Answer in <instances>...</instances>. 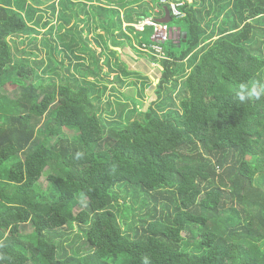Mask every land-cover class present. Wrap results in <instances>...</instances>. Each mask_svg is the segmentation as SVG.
Listing matches in <instances>:
<instances>
[{"label":"trees","instance_id":"trees-1","mask_svg":"<svg viewBox=\"0 0 264 264\" xmlns=\"http://www.w3.org/2000/svg\"><path fill=\"white\" fill-rule=\"evenodd\" d=\"M173 1L0 0V264H264V0H184L185 17L170 23L179 42L159 60L140 50L153 28L134 25ZM74 18L102 30L95 39L113 54L127 41L157 63L156 99L133 108L136 119L122 121L120 102L121 114L98 113L101 54L90 81L72 85L90 44L77 43L78 24L62 33ZM120 63L119 85L139 79ZM60 67L68 83L58 85ZM19 76L33 81L12 99ZM242 85L260 98L241 101ZM73 127L80 134L64 137ZM127 194L153 214L133 237L121 223L133 213L119 205Z\"/></svg>","mask_w":264,"mask_h":264},{"label":"rangeland","instance_id":"rangeland-1","mask_svg":"<svg viewBox=\"0 0 264 264\" xmlns=\"http://www.w3.org/2000/svg\"><path fill=\"white\" fill-rule=\"evenodd\" d=\"M188 2L192 3L193 0H189ZM80 8H81V6H79L78 9L80 10ZM158 11H160V10H158ZM49 17H50V15H49ZM84 18H86V16H84L83 14H80L79 19L83 20ZM76 22H77V20H76V18H74L73 23H71L70 25H66V27L62 33H65L67 30L71 29L74 25L78 24L79 27L77 25L78 29L75 30L77 41H78L77 43L79 44L80 47L82 46V44H84L83 41L80 40L81 35H82L83 38L88 37L90 39V44H88L87 48H85V53H83V56L85 59L84 64L87 67H82L79 70V72L76 73L77 78H78V84L73 83L72 85L74 87L82 86L84 83L83 81L86 80V77L89 78V81H90V77L87 75V72L89 71L88 69L95 70L96 64L94 62L93 57H96V55L101 54V56H99L98 58H100V67H102L103 70L101 73H99L98 78L94 77V80L92 79L93 82H95V84H96V92H93V95L95 96V98L99 97L101 99L100 100L101 103L97 104V105H100V107H97V111H98V113L103 115L102 117L105 120H108L109 119L108 118L109 110L115 111L116 115L122 113L121 107H119L117 105L120 102L121 106H125V105L128 106L127 109L122 108L125 116L123 115V118H121V119L124 123H126L130 117L135 116L132 114L133 108H135V109L140 108V110L145 111L149 107L151 102L156 99L155 88L159 84V81L161 78V72H160L158 66L155 65L153 61L149 60L146 57L141 59V55L139 54L141 52H138V51L134 52L133 49H135V46H133V47L129 46L127 41L122 48H119L117 50L118 54H113L112 51H114V50H110L109 49L110 46H108L107 48L104 46H99L97 40L95 39V36H98L99 34L105 35V33L102 30L98 29L97 32L94 30L93 33L88 34L87 31H84L83 24H79ZM51 23H54V25L56 26V25L60 24V21L57 22V18H55V20L54 21L52 20ZM173 26H177L175 22H173ZM55 31H56L55 33H57V29H55ZM172 32H173L172 38L175 39L176 41L177 40L179 41L178 35L180 33V30L173 29ZM152 34H153V32H152ZM118 35L120 36L121 33ZM149 36H150V34H147L146 38H145V42L148 44L151 43V39L149 38ZM99 39H101V38H99ZM120 39L122 40L123 38H120ZM120 39L118 41H121ZM58 41L59 40L56 41L53 39L52 43L56 44ZM134 45H135V43H134ZM58 46H63V45L59 44ZM165 47H168V45H166ZM22 48L23 47H20V49H22ZM62 53H64L67 56V55H69L70 51L64 49L63 52H58L57 54H58V56H60ZM76 53H78V52H76ZM55 54H56V52H55ZM145 54H147V53H145ZM132 58L136 59V61H133ZM58 59L60 60L62 58L58 57ZM106 61L107 62L110 61L112 68L113 67H115V68L110 69L108 67ZM120 61H123V64L125 63L126 65H128L129 70L131 72L140 74L139 79L144 77L142 79V81H138L133 76L129 80L125 81L123 86L119 85V82L114 80V79H116L115 76L119 75L120 77H123V73H125L123 70H121L119 68V67H121ZM69 63H70L69 60L66 58V64H69ZM74 66H76V65H74ZM63 70H64V68L60 67L59 68V74H60L59 77L55 76V80L58 83V85L68 83V82H66L65 78H62V75L64 74ZM72 72L74 73V70H72ZM68 73L69 72L67 71L65 73V75L68 76ZM106 73H109L108 74L109 76H106L105 75ZM32 81H33L32 77H30V78L26 77L25 79H23L22 76H19L16 80L12 81L11 84L7 87L8 88L7 89L8 90V96L11 97L12 99L15 98L16 91H14V89H13L15 84H19L21 86H26V85H29V83H31ZM145 82H147L148 85L152 84V86L148 89H145L146 92H144L143 95L140 96V93H141L140 92V88H141L140 85L142 84V86H143ZM131 83H138V85L130 86ZM105 86L107 87L106 90L104 89ZM132 100L136 101L133 105L131 104ZM110 105L113 107L110 108L111 107ZM132 118L136 119L137 117H132ZM79 134H80L79 129L76 127H73V128H67L65 130L63 136L64 137H73V136H78ZM46 174H47V171L45 172V175ZM42 184L46 188L47 184H48L47 180L43 179ZM117 189H118L117 190L118 193L124 197L123 192L126 191L125 186H122L121 188H117ZM131 191H132V189H129L128 193ZM128 196L129 197H128L125 205H123L122 200L119 202V205L122 208L124 206L130 205L133 208V213L131 214L129 221L126 220L125 222L122 221L121 223H122V226L125 230V233L130 235V237H133L135 235L136 231H138V232L141 231L142 224L145 222H148L147 214H149V213L152 214V211L145 209V208H142L138 202H135L134 198L132 196H130V194ZM138 196L140 198H143L147 195H145L143 192H140V193H138ZM135 220H136V222H135ZM29 229H28V231H29ZM75 230H76V232H78L79 230L81 231L80 226L76 225ZM74 238H75V236L71 237V240L67 241V242L65 241L66 242L65 244L69 245V244L75 243L76 245H78L79 241L74 242L75 241ZM83 241H84V239L80 242H83ZM121 259L123 262H126V259H128V258L125 255H123V258H121Z\"/></svg>","mask_w":264,"mask_h":264},{"label":"built area","instance_id":"built-area-1","mask_svg":"<svg viewBox=\"0 0 264 264\" xmlns=\"http://www.w3.org/2000/svg\"><path fill=\"white\" fill-rule=\"evenodd\" d=\"M161 3L168 5V0H161ZM184 5L185 3H171L170 9L175 19L185 17L184 12L181 10ZM146 24L154 28L153 43L150 48L156 56L163 58L165 56L163 46L171 39V27L169 24H159L151 20L146 21Z\"/></svg>","mask_w":264,"mask_h":264},{"label":"clouds","instance_id":"clouds-1","mask_svg":"<svg viewBox=\"0 0 264 264\" xmlns=\"http://www.w3.org/2000/svg\"><path fill=\"white\" fill-rule=\"evenodd\" d=\"M172 3H185L184 2V0H182V1H180V2H177V1H173ZM161 5L164 7V6H166V5H163L162 3H161ZM185 6V5H184ZM183 6V7H184ZM183 7L181 8V10L183 9ZM159 10V9H158ZM158 10H156V13L158 14L159 13V11ZM169 10H170V12H171V9L169 8ZM183 11V10H182ZM171 16H172V12H171ZM163 17H165V15L163 16ZM162 17V18H163ZM162 18H160V19H162ZM174 17L172 16V19H173ZM160 19H157L156 20V18H150V19H147V20H145V21H143V22H141V24H138V25H134L135 26V28H136V30H137V32H145V28L147 27V26H149V27H152V26H150V25H148V24H146V21H148V20H151V21H154V22H156V23H159V24H169V26H170V23H160L159 22V20ZM178 20H180V19H178ZM173 22V21H172ZM171 22V23H172ZM126 26V25H125ZM171 27V26H170ZM153 28V27H152ZM173 29H177V28H175V27H171V39L170 40H172L173 38H172V34H173ZM178 30H180V29H178ZM181 30H180V33H179V35H178V37H180L181 35ZM153 35H154V28H153ZM153 35H152V38H153ZM169 40V41H170ZM175 40V39H174ZM168 41V42H169ZM168 42H166V44L168 43ZM179 42V41H178ZM134 43L136 44L137 42H135V40H134ZM153 43V42H152ZM165 44V45H166ZM152 44H148V43H144L143 44V46L140 48V50H142L143 52H146V53H148L149 55H152V57H155L156 55L153 53V51H152V49L150 48V46H151ZM164 45V46H165ZM101 46H104V42L102 43V45ZM119 48H117V50H118ZM110 50H112V49H110ZM134 50V52H136L135 51V49H133ZM159 60L161 59V58H159L158 56H156ZM146 58H148L149 59V57H146ZM150 60V59H149ZM154 64L155 65H157V63L156 62H154ZM144 77H142V78H140V79H138V81H142V79H143ZM142 85V84H141ZM140 85V86H141ZM241 88H242V91H241V93H240V95H239V99L241 100V101H244L245 99H246V97H253V98H255V99H259L260 98V96H261V92L260 91H257V88H256V86H253L252 88H251V90H248L247 88H246V86H241Z\"/></svg>","mask_w":264,"mask_h":264},{"label":"water","instance_id":"water-1","mask_svg":"<svg viewBox=\"0 0 264 264\" xmlns=\"http://www.w3.org/2000/svg\"><path fill=\"white\" fill-rule=\"evenodd\" d=\"M177 2H180L182 0H176ZM189 1V0H188ZM173 21L172 16H171V12L169 10V8L165 9V17H163L162 19L159 20L160 23H171ZM186 37V35H184Z\"/></svg>","mask_w":264,"mask_h":264}]
</instances>
